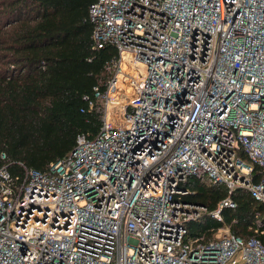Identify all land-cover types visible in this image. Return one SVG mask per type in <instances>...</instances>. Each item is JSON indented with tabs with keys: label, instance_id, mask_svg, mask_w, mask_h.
Instances as JSON below:
<instances>
[{
	"label": "built area",
	"instance_id": "1",
	"mask_svg": "<svg viewBox=\"0 0 264 264\" xmlns=\"http://www.w3.org/2000/svg\"><path fill=\"white\" fill-rule=\"evenodd\" d=\"M89 19L117 49L100 129L0 168V264H264L256 237H191L208 211L185 186L224 184L218 219L237 189L264 202V0H93Z\"/></svg>",
	"mask_w": 264,
	"mask_h": 264
},
{
	"label": "trees",
	"instance_id": "2",
	"mask_svg": "<svg viewBox=\"0 0 264 264\" xmlns=\"http://www.w3.org/2000/svg\"><path fill=\"white\" fill-rule=\"evenodd\" d=\"M92 1L0 0V168L19 173L20 162L45 170L69 153L78 134L98 133L103 107L93 87L105 89L117 49L109 42L95 47ZM185 186L186 198L208 211L188 224L191 237L207 240L228 227L264 244V202L237 189L235 206L221 208L218 219L210 212L228 195L225 185L192 175Z\"/></svg>",
	"mask_w": 264,
	"mask_h": 264
},
{
	"label": "rangeland",
	"instance_id": "3",
	"mask_svg": "<svg viewBox=\"0 0 264 264\" xmlns=\"http://www.w3.org/2000/svg\"><path fill=\"white\" fill-rule=\"evenodd\" d=\"M220 233H223V231H219Z\"/></svg>",
	"mask_w": 264,
	"mask_h": 264
},
{
	"label": "bare ground",
	"instance_id": "4",
	"mask_svg": "<svg viewBox=\"0 0 264 264\" xmlns=\"http://www.w3.org/2000/svg\"><path fill=\"white\" fill-rule=\"evenodd\" d=\"M128 90V89H127Z\"/></svg>",
	"mask_w": 264,
	"mask_h": 264
}]
</instances>
